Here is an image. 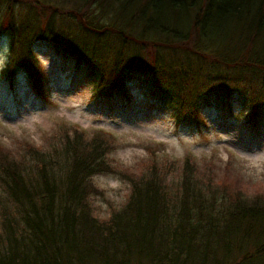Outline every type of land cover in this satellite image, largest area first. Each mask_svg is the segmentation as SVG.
Segmentation results:
<instances>
[{
	"label": "trees",
	"instance_id": "trees-1",
	"mask_svg": "<svg viewBox=\"0 0 264 264\" xmlns=\"http://www.w3.org/2000/svg\"><path fill=\"white\" fill-rule=\"evenodd\" d=\"M19 1H42L44 14H32L36 33L22 39L14 0H0V35L11 37L13 73L25 68L45 100L48 78L30 38L88 65L107 97L128 99L129 78L152 77L155 96L176 110L179 124L203 127L204 102L230 105L238 96L252 120L264 106V0ZM162 49L181 51L201 67L165 61ZM73 130L58 170L43 149L30 147L17 159L0 147V264H264V195L250 198L242 187L210 180L198 186L190 158L178 199L159 177L152 151L153 166L126 178L122 207L96 217L94 178L120 170L109 157L118 139L94 132L85 143L88 134ZM161 156L168 166L178 163Z\"/></svg>",
	"mask_w": 264,
	"mask_h": 264
},
{
	"label": "rangeland",
	"instance_id": "rangeland-1",
	"mask_svg": "<svg viewBox=\"0 0 264 264\" xmlns=\"http://www.w3.org/2000/svg\"><path fill=\"white\" fill-rule=\"evenodd\" d=\"M38 2L40 6L14 0L13 12L19 20L23 19L22 24L19 21L22 39L32 37L37 31L32 14H44L42 1ZM59 19L64 27L76 31L75 23ZM30 39L33 55L48 78L47 99L36 93L25 68L19 67L13 73L11 37L1 34V150L11 151L18 159L30 152L27 150L30 147L43 149L47 155H53V165L58 170L63 168L65 145H71L75 138L73 129L88 134L82 140L85 143L94 132L112 134L118 139V148H114L109 157L120 170L94 178L100 189L93 204L96 217L106 218L112 209L122 207L130 192L126 178L138 176L153 166L152 151L159 155L154 167L176 199L182 195L184 163L188 158L194 164L189 175L198 186L201 181L210 180L211 183H225L229 188L242 187L243 193L250 198L264 195V106L252 120L250 105L238 96L230 105L219 101L204 102L201 107L205 119L203 127L179 124L176 110L155 96L159 92L152 77L135 74L129 78L126 84L130 92L128 99L118 95L107 97L97 90V77L91 74L88 65L78 64L75 57L47 40ZM159 53L165 61L187 62L195 70L201 67L196 59L181 51L162 49ZM161 154L170 162L178 163L168 166L163 163ZM26 158L25 164H32L30 157Z\"/></svg>",
	"mask_w": 264,
	"mask_h": 264
}]
</instances>
